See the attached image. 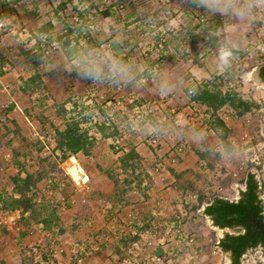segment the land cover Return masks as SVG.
I'll return each mask as SVG.
<instances>
[{
	"label": "rangeland",
	"instance_id": "rangeland-1",
	"mask_svg": "<svg viewBox=\"0 0 264 264\" xmlns=\"http://www.w3.org/2000/svg\"><path fill=\"white\" fill-rule=\"evenodd\" d=\"M63 2L66 5L61 8ZM0 6L16 13L6 24L22 45L27 37L22 39L19 33L34 36L33 32L53 21V36L40 40L39 48L54 41L58 48L50 57L42 58L40 53L39 62L58 61L60 80L50 74V88L58 87L61 78L63 83L67 75L70 78L58 94H51L43 82L44 89H36L31 95L34 106L27 113L29 122L19 130L23 134L11 126L13 132L6 136V124L12 120L7 108L1 107L8 100L0 102V192L10 198V178L23 169L42 172L34 191L36 202L49 204L45 215L57 218L44 228L41 218L24 225L20 211L0 212V264H78L77 260L79 264H145L150 251L143 244L159 233H167L171 243L165 250H175L168 255L158 249L162 264H224V251L214 244L236 230L214 227L197 212L215 197L237 199L239 191L234 186L242 190L240 171L245 166L252 168L257 182H264V87L240 78L262 64L264 6L243 18L209 11L198 6V0H0ZM104 11L110 15H103ZM76 12H82L84 22L93 28L80 27L73 19ZM65 38L71 41L70 47L62 45ZM160 38L165 40L162 50L156 46ZM232 50L238 54H231ZM106 56L128 65L135 79L93 82L73 63L85 57L102 61ZM23 65L28 70V62ZM186 69L197 74L190 88L195 96L204 88L234 92L256 106L241 118H232L229 107L216 112L227 125L231 152L204 149L203 155H193L187 162L185 149L193 150L200 141L209 144L217 133L213 135L209 123L211 111L200 107L195 97L188 101L195 108L191 112L184 110L188 105H182L173 92L161 95L166 78L171 83L187 81ZM17 101L22 109L24 103ZM58 106L66 112L57 115ZM3 108L5 114H1ZM41 111L47 120L42 121ZM178 116L188 122L186 127L178 123ZM34 119L40 125L35 126ZM101 122L116 126L121 136L102 138L97 130ZM68 125H77L92 138L89 155L60 159L54 149L55 133H63ZM219 146L224 147L223 141ZM131 150L137 158L124 169L120 160ZM75 167L82 170V178L88 177L86 183H74L79 182L71 173ZM263 193L258 192L262 209ZM179 212L195 220L193 225L185 220L188 238L194 240L187 245L183 241L180 250L171 235L173 215ZM72 248L79 250L72 254ZM240 260L241 264H264L257 248L246 251Z\"/></svg>",
	"mask_w": 264,
	"mask_h": 264
},
{
	"label": "trees",
	"instance_id": "trees-1",
	"mask_svg": "<svg viewBox=\"0 0 264 264\" xmlns=\"http://www.w3.org/2000/svg\"><path fill=\"white\" fill-rule=\"evenodd\" d=\"M67 1L70 3L72 2V0ZM65 5L66 3L63 2L61 4V8H63ZM77 13L79 19L82 20L80 27L83 24L87 25L83 20L85 16H83L82 12ZM103 15L108 16L110 14L109 12L104 11ZM86 27L88 28V25ZM157 43L158 40L156 44ZM70 44L71 41L68 38H65L62 42V45L64 46H69ZM162 49L163 47L161 50ZM231 54L235 55L238 53L233 51ZM3 64H5L4 60H2L0 74L3 72ZM259 76L264 82V56L263 63L260 66ZM24 85L25 86H21V91L23 92H26L27 90L33 92L36 89H44L42 86V80L38 74H35L29 78L26 82H24ZM195 101L199 105L206 107V110L211 111L213 118L209 122L211 129L216 132L218 138L223 141L225 151L231 150L230 144H228L226 141L229 131L225 122L221 118L217 117L216 112L223 107H229L232 110V118H241L243 115L250 112L253 107H256L254 104L248 103L239 98L234 92H222L221 90H211L208 88H204L202 91H199L195 96ZM65 112L66 111L64 108L59 110V106L56 109L57 115L63 114ZM43 113L44 112H42L40 115L42 116ZM42 117V121L47 120V118L44 116ZM108 127L105 125V123H101L97 126L98 133L102 138H116L121 136V132L116 126ZM219 130L220 132H218ZM91 140L92 138L88 137L87 131L81 130L77 125H68L67 129L63 133H55L54 149L60 152L61 160H64L67 157L77 153L89 155ZM136 158V154L131 150V152L127 153L120 160V167L126 169L128 164H134V160ZM71 173L76 180H79L82 170L75 167L73 170H71ZM43 174L44 173L42 172L31 173L28 170L23 169L15 176L11 177L10 183L12 184L13 194L7 199L5 195L0 192V203L5 205V207L0 206V212H13L17 210L20 211V220L24 225H29L30 220L41 218V225L44 228H50L52 221L57 218L54 217L53 214L45 215L48 213L47 210L49 208V204L45 202L41 203V201L36 202V194L34 192L37 184L42 181ZM244 183L245 190L240 192V199L238 201L229 202L227 200L217 199L213 202V204L207 206L203 211L205 215L212 218L215 225L221 228H230L235 226L240 227L241 229L244 228L245 231L243 234H238L237 236L226 234L219 242L220 249L224 251H230L232 253V264H238L241 255L247 249L256 247L259 243L260 245H263L264 255V236L260 234V231L264 230V214L258 199L259 185L252 173H248L246 175ZM129 184L130 182L127 181L126 185L129 186ZM261 189L264 190V182L261 184ZM254 221L257 222L256 226L254 225ZM240 228H238V231H240Z\"/></svg>",
	"mask_w": 264,
	"mask_h": 264
},
{
	"label": "crops",
	"instance_id": "crops-1",
	"mask_svg": "<svg viewBox=\"0 0 264 264\" xmlns=\"http://www.w3.org/2000/svg\"><path fill=\"white\" fill-rule=\"evenodd\" d=\"M12 11H14V10H12ZM12 11L7 10L6 6H0V14L6 21L15 18L16 13H14ZM15 11H19V10H15ZM8 24H10V23H8ZM53 27H55V26H54V23L52 21L51 23L44 24V26L40 27L39 30H37V32H33L34 36L33 35L27 36L26 34L23 35V34L19 33L18 35L22 39L27 37V38H25L26 41H25L24 45H22V43H20L19 40L16 39V36L14 35V30L12 28L8 27L9 35H8L7 41H6V48L4 50H0V67L2 65V60H4L6 66L8 67V69L6 67H3V70H2L3 72L0 74V102H1V100L2 101L8 100V104H9V105L8 104H3V105L0 104V105H2L1 107L7 108L8 112L6 115L8 117H10L12 120L10 122V124H6V131H7L6 136L8 133L13 132L9 128L11 126L17 128L18 129L17 131L20 132V134L24 133L23 131H19V130L21 128H24L28 124L27 122H29V121H28L27 113H31V108H33V106H34V102L31 101V99H32L31 95L36 90L33 92H30V90H27L26 92L21 91V84H22L21 82L22 81L24 83L29 78L34 76L35 74H38V75H40V78H41L42 82L44 83V85L46 86V88L50 90L51 94H54L55 92L57 93L58 88L60 89V92H61L63 90V88H67V85H69L70 78H69V75H67L65 78L66 79L65 83H63V78H64L63 77V78H61V82H60L61 84L58 85V87L55 88L52 86L50 88V86L48 84L50 74H52V77H54L55 79H57V80L59 79V73L61 71L59 69L58 61H57V59H54V61H53L51 58L50 60H48V62L50 61L48 63V65H46L47 63L44 61H42L41 63L39 62L40 58H41L40 57L41 50L39 48V46H41L40 40L43 38L48 40L49 37L53 36L51 34V29ZM22 31L24 32L25 29H22ZM59 39H61V37L55 38V40H59ZM70 50L73 51L74 48L71 46ZM231 52H233V50ZM235 55H237V54H235ZM55 57L56 56H54V58ZM13 59L17 60L16 62H14V64L12 61ZM58 59L61 60V58H58ZM25 62H28V65H29L28 70H27V67L24 65H23L24 66L23 68L21 67L22 64H25ZM66 62H68V60H66ZM69 62H68V64H69ZM262 63H263V57H262ZM61 65H64V64L62 63ZM33 66H36L35 67L36 71L33 69ZM68 67H69V65H68ZM68 67H66L65 69H68ZM47 72L49 73V75L47 74ZM184 75H187V81L184 83L173 82L174 83V85H173V83L167 81V78L163 81V83L167 82L168 88H169L168 92L169 93L173 92L174 93L173 96H176L177 100H180L182 105H188L186 108H184V110H190L192 112L193 109H195V108H193V106H191L192 103L188 102V101H190V96L187 95L188 94L187 92L192 87V85H194V83H196V81L198 80V77H197L195 70H187L186 69ZM52 77H50V78H52ZM47 78H48V80H47ZM22 86H23V84H22ZM186 86H188V88H189L187 91H185L187 89ZM8 90H10L13 94L10 95L8 93ZM18 99H20L21 102L24 103L23 104L24 106L22 109H21V107H19V101H17ZM63 100L61 101L62 104L65 103V102H63ZM169 104H170V101H168V105ZM199 106L202 108H205L201 105H199ZM11 107H12V109H11ZM4 112H6V109L4 110V108H3V111H1V114H3ZM179 114L180 113H178L177 115H179ZM177 115H176V117H177ZM180 117L181 116H178V118H180ZM178 123H180V125H183L184 127H186L185 125L188 124V122H186V120H185L186 124L184 123V119L182 117L178 120ZM34 124H35V126L40 125V122H38L37 119H34ZM179 130H182V129H179ZM184 133H186L185 129H184ZM212 133H213V135L214 134L216 135V133L214 131ZM180 141L182 142V140H180ZM209 141H210L209 142L210 147H209L208 143L202 142V141L198 142L197 147L196 146L192 147L193 150L191 148H188V145H187L186 147L188 149H185L186 150L185 152H187L186 156H188L187 162H189V160L192 159L193 155L197 156L196 155L197 152H198V154L201 155L202 150H204V149H209L210 151L213 150L216 153H221L220 151H225L224 147L220 148V146H219L221 140L218 138V136H217V138H214V137L210 138ZM216 141H218L219 143ZM213 146H214V148H213ZM230 148L232 149V146H230ZM194 151H196V152H194ZM228 152H231V151H225V153H228ZM162 155L164 156L165 154H162ZM185 164L188 165L187 163H185ZM183 167L186 168L187 166H183ZM241 191H244V189H242ZM206 218H208V217H206ZM218 228H221V227H218ZM238 228H240V227L235 226V227H230V228L228 227V228H224V229L236 230V233H242L241 229H240V231H238Z\"/></svg>",
	"mask_w": 264,
	"mask_h": 264
},
{
	"label": "clouds",
	"instance_id": "clouds-1",
	"mask_svg": "<svg viewBox=\"0 0 264 264\" xmlns=\"http://www.w3.org/2000/svg\"><path fill=\"white\" fill-rule=\"evenodd\" d=\"M198 6H203L209 11L218 12L221 15L231 13L236 17L243 18L250 15L254 8L264 6V0H198ZM73 63L76 64L79 72L93 82L108 80L128 83L135 79L128 65L111 56H106L102 61L85 57L83 62L74 61ZM105 65L107 66V71H105ZM168 90L167 82L162 83L161 95L167 94ZM68 174L71 175L70 173ZM81 174L83 175V173ZM83 177L85 180L82 176H80V179L86 183L88 177L85 175ZM71 179H73L72 176ZM80 181L79 184H81ZM83 182L82 184H84ZM242 189L245 190L244 179L242 181ZM77 255L81 256L82 254L78 253Z\"/></svg>",
	"mask_w": 264,
	"mask_h": 264
},
{
	"label": "built area",
	"instance_id": "built-area-1",
	"mask_svg": "<svg viewBox=\"0 0 264 264\" xmlns=\"http://www.w3.org/2000/svg\"><path fill=\"white\" fill-rule=\"evenodd\" d=\"M119 9H123L124 6L122 4H120ZM73 19L75 20V22L79 25H81L82 20L79 19L78 17V13L76 12ZM85 24L88 25V28H93V25L91 23H89L88 21L85 22ZM9 35V29L7 27L6 24V20L1 16L0 14V50H4L6 48V41H7V37ZM42 41H45L46 39L43 38L41 39ZM164 43L165 40L164 38H160L158 43L156 44L157 47L162 48L164 47ZM58 48V46L56 45V42H51L48 43L46 46L44 44H42V48H41V53H42V58H46V57H50L51 54L56 53V49ZM188 95L189 96H195L194 92L192 89L188 90ZM95 111V110H94ZM96 115H100V113L98 112V110H96L95 112ZM152 142H154V140H152ZM80 177L79 180L80 181ZM81 182H83L81 180ZM75 184H79V182L74 181ZM84 183V182H83ZM259 185V190H261V183L258 182ZM61 200H63V198H60ZM262 200H264V193H263V198H261ZM264 208V206H263ZM192 214V213H191ZM128 216L132 218V214L128 213ZM191 217L189 215H187V213H178V214H174L173 215V221L175 223V226L173 228V230L171 231V235L172 236V241L176 243L178 250H180L181 248V243L184 241L185 244H190L193 242V238H188V233L186 232L185 228H184V223L185 220H188V222L193 225V221H195L194 219H191ZM193 229V228H191ZM194 230V229H193ZM159 236L156 237L155 239L152 240H148L146 242H144V249L147 251H150V255L148 256L149 258L146 259V263L145 264H162V258L161 255L158 254V249L162 250V248L165 250V248H167V246L171 245V243H169V239L167 238V233H159ZM135 247L137 248V244H134ZM79 249L76 248H72L70 251L71 253H77ZM174 247L172 248H168L167 250H165V253H167L168 255H172L174 253ZM149 260V261H148ZM81 261L77 260V263L79 264Z\"/></svg>",
	"mask_w": 264,
	"mask_h": 264
},
{
	"label": "water",
	"instance_id": "water-1",
	"mask_svg": "<svg viewBox=\"0 0 264 264\" xmlns=\"http://www.w3.org/2000/svg\"><path fill=\"white\" fill-rule=\"evenodd\" d=\"M259 70H260V66H259V67H255V68H253L250 72H246V73L242 74L240 78H241L242 81H252V82H254V84H255L259 89H262V88L264 87V82L260 79V76H259ZM240 172H241V174H242L244 180L246 179V175H247L248 173H252V174H253L252 168L247 167V166H245V171H240ZM253 175H254V174H253ZM234 188L237 189V190L239 191V198L231 200V199H226V198L215 197V198H214L209 204L206 203V202H204V203L201 205L200 209L198 210L197 214H200V215H203V216L208 217V219L211 221V223L213 224L214 227H219V226L215 225V223L213 222L212 218L209 217V216H207V215H205V214L203 213V211H204V209H205L207 206L213 204V202H214L215 200H217V199L227 200V201H229V202H236V201H238V200L240 199V192H242V191H240V190H239L238 188H236L235 186H234ZM262 210H263L262 212H263V214H264V209H262ZM223 228H225V227H223ZM240 229H241V228H240ZM241 231H242V230H241ZM238 234H243V231H242V233H230L229 235L237 236ZM223 237H224V236L219 237V239L216 241V243H215L214 245L219 246V242H220L221 239H223ZM223 251H224V250H223ZM224 254H225L224 264H230V261H231L230 253H229L228 251H224ZM257 256H258L262 261H264V255L261 253V249H260V248H257ZM240 258H241V257H240ZM238 264H241V260H240V259H239V263H238Z\"/></svg>",
	"mask_w": 264,
	"mask_h": 264
},
{
	"label": "flooded vegetation",
	"instance_id": "flooded-vegetation-1",
	"mask_svg": "<svg viewBox=\"0 0 264 264\" xmlns=\"http://www.w3.org/2000/svg\"><path fill=\"white\" fill-rule=\"evenodd\" d=\"M254 225H255V226L257 225V222H256V221H254ZM225 228H228V227H225ZM222 229H224V228H222ZM241 230H242L243 233H244V231H245L244 228H242ZM260 234L264 236V230H261V231H260ZM224 236H225V235H224ZM253 236H254V235H253ZM223 238H224V237H223ZM255 248H260V249H261V253L263 254V245H260V243H259L256 247H253V248H250V249H255ZM250 249H247L246 251H248V250H250ZM246 251H245V252H246ZM228 252L230 253V257H231L230 264H232V262H233V255H232V253H231L230 251H228ZM245 252H244V253H245ZM244 253H243V254H244ZM243 254H242V255H243ZM242 255H241V256H242Z\"/></svg>",
	"mask_w": 264,
	"mask_h": 264
}]
</instances>
